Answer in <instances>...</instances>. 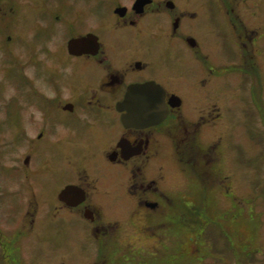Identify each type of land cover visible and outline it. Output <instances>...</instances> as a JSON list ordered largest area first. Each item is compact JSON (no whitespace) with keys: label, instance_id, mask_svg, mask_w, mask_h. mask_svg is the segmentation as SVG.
<instances>
[{"label":"flooded vegetation","instance_id":"obj_1","mask_svg":"<svg viewBox=\"0 0 264 264\" xmlns=\"http://www.w3.org/2000/svg\"><path fill=\"white\" fill-rule=\"evenodd\" d=\"M257 5L0 0V156L25 193L0 264H196L209 235L233 264L212 238L233 204L217 120L261 85Z\"/></svg>","mask_w":264,"mask_h":264},{"label":"rangeland","instance_id":"obj_2","mask_svg":"<svg viewBox=\"0 0 264 264\" xmlns=\"http://www.w3.org/2000/svg\"><path fill=\"white\" fill-rule=\"evenodd\" d=\"M255 1L250 0V4H254ZM260 8L264 9V6L257 5L254 9ZM244 10V20L255 25V22H252L255 19L252 20L250 12L247 8ZM260 35L264 38V29ZM224 48L221 46L220 50ZM256 61L261 66L259 70L261 85L260 82H256L251 90L253 108L252 106L247 108V104L242 105L235 101L236 107L231 109L233 113L229 114L230 109L221 108L224 115L217 120V133L224 138L223 144L218 145L217 155L220 159L217 166L223 169L224 174L231 179L233 204L218 202V231L223 230L224 236L221 238L213 233L212 238L219 245L228 238L227 244L232 252L230 260L233 264H264V65L260 57ZM0 67L4 70V74L8 73V68L4 69L1 63ZM14 74L15 72H10L12 77ZM230 123L232 135H229L230 125L228 128L224 126ZM6 163L7 157L0 156V217L2 220L17 217L21 213L20 203L25 197L21 189L24 183L19 179V172L10 171L9 164ZM14 187L19 190L15 191ZM208 223L214 224V221H208ZM200 244L201 260L196 264H226L224 255L220 253L215 255L208 251V245H213L210 235L203 236ZM31 254L32 258L27 249L24 264H36L35 261L28 262L35 257L34 251ZM146 254L148 255L149 252ZM140 257L137 255L138 260Z\"/></svg>","mask_w":264,"mask_h":264}]
</instances>
